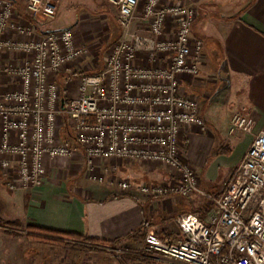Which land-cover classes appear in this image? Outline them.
<instances>
[{
    "label": "built area",
    "instance_id": "built-area-1",
    "mask_svg": "<svg viewBox=\"0 0 264 264\" xmlns=\"http://www.w3.org/2000/svg\"><path fill=\"white\" fill-rule=\"evenodd\" d=\"M108 2L118 10L120 37L104 70L81 76L77 96L68 98L55 79L89 50L72 28L37 36L35 21L53 20L58 1L26 0L27 19L10 0H0V176L11 191L39 190L47 161L80 151L85 176L98 183L103 178L94 174L97 163L155 164L171 176L139 185L143 196H200L213 203V211L208 223L194 213L179 217V237L172 242L150 229L142 250L146 264H264V131L219 197L201 188L180 153L185 132L209 131L199 100L183 86L185 78L199 76L203 60L204 43L192 32L198 9L185 0ZM7 55L22 61L7 65ZM6 77L17 89L5 87ZM252 127L246 115H232L231 135L251 133ZM66 129L78 147L61 138ZM117 185L132 188L126 181Z\"/></svg>",
    "mask_w": 264,
    "mask_h": 264
},
{
    "label": "crops",
    "instance_id": "crops-1",
    "mask_svg": "<svg viewBox=\"0 0 264 264\" xmlns=\"http://www.w3.org/2000/svg\"><path fill=\"white\" fill-rule=\"evenodd\" d=\"M10 1L25 18H30L22 7L26 0ZM185 1L199 11L192 32L204 43L200 74L194 80L205 83L210 79L215 94L218 92L219 98L226 97L225 105L233 109L226 120L227 135L221 131L217 101L208 108L206 116L202 113L208 133L194 130L185 134L187 158L201 171L203 190L219 197L234 179L235 170L254 138L264 131V0ZM82 22L81 16L71 27H55L53 24L49 26L50 22L35 21V28L39 36L72 27L76 31ZM21 61L17 56L4 57V62L11 66ZM3 84L8 89L15 86L8 77L3 79ZM185 84L193 86L189 80ZM234 113H242L253 121L251 133L230 134V120ZM54 163H46L43 188L12 191L16 197L13 207L28 225L111 243L133 234L147 222L158 235L173 240L179 237V217L194 213L208 223L213 211V203L206 198H149L140 193L139 186L131 188L132 192L123 196L106 195L108 190L102 191L98 187L75 192L72 184H65L62 190H58L49 179ZM145 178H150L151 184L168 177L150 173ZM173 223L177 231L173 229Z\"/></svg>",
    "mask_w": 264,
    "mask_h": 264
},
{
    "label": "rangeland",
    "instance_id": "rangeland-1",
    "mask_svg": "<svg viewBox=\"0 0 264 264\" xmlns=\"http://www.w3.org/2000/svg\"><path fill=\"white\" fill-rule=\"evenodd\" d=\"M57 1V16L46 22H50L49 26L53 24L55 27H71L81 16L83 22L80 28L75 31V36L78 44L87 46L89 50L86 56L68 66L55 79L62 95L74 98L77 96L76 87L81 76L96 74L104 70L105 57L111 46L120 37L118 10L108 0ZM22 7L25 5L23 4ZM143 59L146 61L145 58ZM185 81L188 82V79L185 78ZM189 83L193 86L188 87L189 85L185 84L183 85L184 89L188 95L199 100L204 116L208 114V108L212 103L217 101V117L223 127L221 131L227 135L226 120L233 109L232 106L225 105L226 97L219 98V93L215 94V90L212 88L213 84L210 85L212 83L210 79L205 83L195 80H189ZM14 85L17 89V84ZM185 134L187 133L185 132ZM185 134L180 140V153L182 158L193 167L203 189L201 171H198L187 158ZM61 138L64 139L65 135L62 134ZM67 141L70 145L78 147L74 139L68 138ZM84 166L81 151L71 159L56 161L49 171L50 182L58 190H62V186L65 184H72L75 192L98 187L102 191L108 190L106 195L123 196L132 191L120 189L117 184L121 181L129 182L133 188L141 184H150V178H145L150 173H158L165 177L171 176L169 170L155 164L140 165L126 161H110L97 163L94 174L104 179L103 182L98 183L87 179ZM13 193L0 176V264H146L147 259L146 256H143L142 251L143 241L126 240L115 247L114 245L99 246L82 239L55 238L29 230L34 226L21 220L19 211L13 207V201L16 198L13 197ZM196 202L201 203V200ZM172 226L177 231L175 223ZM134 256L138 259L131 260L130 258Z\"/></svg>",
    "mask_w": 264,
    "mask_h": 264
},
{
    "label": "trees",
    "instance_id": "trees-1",
    "mask_svg": "<svg viewBox=\"0 0 264 264\" xmlns=\"http://www.w3.org/2000/svg\"><path fill=\"white\" fill-rule=\"evenodd\" d=\"M73 29V27H72ZM69 133V130L66 129L65 132H64V135H65V138L68 139V134ZM215 154H219L218 151H215L214 152ZM151 225L147 222H144L143 225L141 226V228L134 232L133 234L127 236L126 238H123V239H119V240H116L115 242H111V243H108V242H104V241H100V240H96V239H91V238H87V237H81V236H77V235H72V234H66V233H60V232H54V231H50V230H44V229H40V228H37V227H30L29 230H32L33 232H36L38 234H42V235H46V236H50V237H55V238H68V237H71V238H77V239H82V240H86L87 242H91V243H94L95 245H114V247L116 245H119L120 243H122L123 241H126V240H131V241H134V242H139V241H143L144 242V239H145V236L147 234V232L151 229ZM22 228V227H21ZM162 239H164L165 241H168V242H172L174 240H176L177 238H174L173 240H170V238L166 237V236H162V235H159ZM129 259V258H128ZM131 260L134 259H138L136 256H134L133 258L131 257L130 258Z\"/></svg>",
    "mask_w": 264,
    "mask_h": 264
},
{
    "label": "water",
    "instance_id": "water-1",
    "mask_svg": "<svg viewBox=\"0 0 264 264\" xmlns=\"http://www.w3.org/2000/svg\"><path fill=\"white\" fill-rule=\"evenodd\" d=\"M51 33H53V32H47V33H45L44 35H48V34H51Z\"/></svg>",
    "mask_w": 264,
    "mask_h": 264
}]
</instances>
